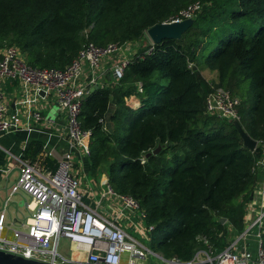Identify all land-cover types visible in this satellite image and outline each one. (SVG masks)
<instances>
[{"label": "trees", "instance_id": "1", "mask_svg": "<svg viewBox=\"0 0 264 264\" xmlns=\"http://www.w3.org/2000/svg\"><path fill=\"white\" fill-rule=\"evenodd\" d=\"M194 2L200 10L178 40L138 50L121 79L89 92L77 115L90 133L88 175L103 171L108 187L132 198L152 226L151 251L182 262L204 249L196 237L216 255L244 229L264 143V0H0V48L58 70L83 44L139 41ZM211 88L239 98L238 124L258 144L252 152L229 122L206 114ZM109 105L111 129L103 125ZM41 150L32 142L23 158L53 172L56 162Z\"/></svg>", "mask_w": 264, "mask_h": 264}, {"label": "built area", "instance_id": "2", "mask_svg": "<svg viewBox=\"0 0 264 264\" xmlns=\"http://www.w3.org/2000/svg\"><path fill=\"white\" fill-rule=\"evenodd\" d=\"M199 10L198 2L191 3L166 23L192 20ZM124 46L110 43L96 47L85 43L62 70L29 66L16 47L0 48V84L16 81L35 95L42 92L50 96L57 109L66 114L65 139L69 145V150L64 153L55 149L41 150V158L56 162L53 172L43 170L35 163H22L21 175L12 191L20 189L30 197L33 216L25 224L24 233L15 240H7L2 237L4 222L3 214H0V251L47 264H71L68 258L57 253L59 240L65 239L74 249L86 253L87 264H147L149 259H153L155 264H264L261 247L264 231V143L259 145L261 153L255 162L258 179L253 188L257 189L260 201L242 232L231 237L227 246L216 255H212L209 244L200 236L195 240L204 249L197 250L189 261L164 259L151 251L148 234L152 226L144 227L147 237L142 240L128 235L117 225L118 217L125 211L138 212L140 219L144 220L137 203L130 197L115 194L107 184L92 207L82 202L76 172L73 171L72 152L77 150L87 156L90 133L78 124L80 103L96 86V71L100 63L116 56ZM127 61L114 60L109 65L115 84L121 79ZM1 99L0 91V136L16 132L21 124L20 115L6 112ZM239 103L237 97L224 89L211 88L205 98V112L216 119L238 123ZM31 117L35 123L43 121L38 110L33 111ZM105 196L121 204L119 210L114 211L113 218L99 212Z\"/></svg>", "mask_w": 264, "mask_h": 264}, {"label": "crops", "instance_id": "3", "mask_svg": "<svg viewBox=\"0 0 264 264\" xmlns=\"http://www.w3.org/2000/svg\"><path fill=\"white\" fill-rule=\"evenodd\" d=\"M148 45H151V42L144 34L141 40L125 44L116 56L102 61L96 71V86L115 85L109 71L111 62L114 60L127 61L138 50ZM22 57L24 59V56ZM0 91L2 93L1 102L6 112H17L21 117V124L16 132L0 136V214H3L4 222L2 237L7 240H15L18 235L25 232V224H28L33 216V203L30 201L22 203L24 199L21 198V193H25L20 189L12 191L21 175L22 163L27 162L23 158V153L27 151L29 144L32 142H39L41 149H55L59 153L67 152L69 150L68 142L65 139L67 122L65 112L57 109L51 97L44 95L42 92L35 95L25 85L16 81L0 84ZM35 110L41 112L43 119L41 123H35L32 120L31 116ZM112 110L113 107L109 105L103 119V125L107 129L112 127L107 119ZM72 160L77 165L80 175L88 177L89 164L87 156L76 150L72 152ZM88 178L89 180L83 182L79 179L78 191L82 195L84 205L90 208L104 191L106 178L103 171L97 172L96 175ZM13 198H16L14 201L17 205L16 210L14 211L11 207L10 211H6L8 203L12 202ZM259 201L257 189L252 190L244 206V226L252 217ZM120 206L121 204L115 199L105 196L101 200L99 212L107 218H113L114 211L119 210ZM23 210H26L29 215L26 216ZM15 225L20 226V229H15ZM117 225L128 235L137 239L143 240L147 237L144 231V222L140 219L138 212L125 211L123 215L118 217ZM67 243L68 248L72 250V255H60L68 258L72 262L71 264H87L86 253L74 249L68 241Z\"/></svg>", "mask_w": 264, "mask_h": 264}, {"label": "water", "instance_id": "4", "mask_svg": "<svg viewBox=\"0 0 264 264\" xmlns=\"http://www.w3.org/2000/svg\"><path fill=\"white\" fill-rule=\"evenodd\" d=\"M192 20H184L177 23H161L154 25L145 30L144 34L147 36L151 44H156L164 39H173L178 40L180 36L186 31V29L191 25ZM194 70V67H192ZM96 89V86L92 87L89 92H92ZM230 124L234 127L240 141L241 145L252 152L256 147V142L251 140L241 126L236 122L232 121ZM160 146H156L155 149L144 155V158H148L149 156H155L159 150ZM225 222L224 219H219V223L223 224ZM0 264H47L43 262H37L34 260H26L19 256H14L8 253H4L0 251Z\"/></svg>", "mask_w": 264, "mask_h": 264}, {"label": "rangeland", "instance_id": "5", "mask_svg": "<svg viewBox=\"0 0 264 264\" xmlns=\"http://www.w3.org/2000/svg\"><path fill=\"white\" fill-rule=\"evenodd\" d=\"M145 32V31H144ZM144 40V39H143ZM202 74L205 76V78L207 79V80H211L213 77H212V75L211 74H208V73H206L205 71H202ZM163 85H166V81H163ZM248 98V96L245 94L244 95V98H243V100H246ZM239 99V98H238ZM75 165V164H74ZM73 171L74 172H76V180L77 181H80L81 180V182H83V181H86V180H89V178L88 177H91L90 175L88 176V177H84V176H81L80 175V172H78V169H77V165H75L74 167H73ZM80 179V180H79ZM16 197V196H15ZM21 198H23L24 199V202L22 201V203H28L29 201H30V197L29 196H27L26 194H23V193H21ZM16 200V198H13V201L12 202H10V203H8V208L6 209V211L8 210V211H10L9 209L12 207L13 209H14V211L16 210V203L14 202ZM23 212L25 213V215L26 216H28L29 214H28V212L26 211V210H23ZM15 229H20V226H18V225H15V227H14ZM67 252H66V251ZM65 252V253H64ZM57 253L58 254H61V255H63L64 254V256H71L72 255V250L70 249V248H68V243H67V241L65 240V239H60L59 240V244H58V247H57ZM152 261H154L153 259H149L148 260V262H147V264H155L154 262H152Z\"/></svg>", "mask_w": 264, "mask_h": 264}]
</instances>
